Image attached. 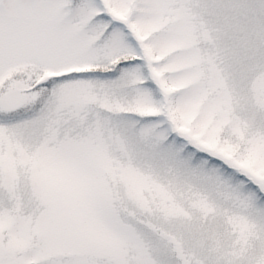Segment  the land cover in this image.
<instances>
[{
	"label": "snow or ice",
	"instance_id": "1",
	"mask_svg": "<svg viewBox=\"0 0 264 264\" xmlns=\"http://www.w3.org/2000/svg\"><path fill=\"white\" fill-rule=\"evenodd\" d=\"M0 264H264V0H0Z\"/></svg>",
	"mask_w": 264,
	"mask_h": 264
}]
</instances>
